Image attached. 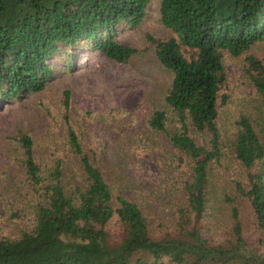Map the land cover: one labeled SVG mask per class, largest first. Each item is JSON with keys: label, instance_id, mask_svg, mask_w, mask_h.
<instances>
[{"label": "trees", "instance_id": "trees-1", "mask_svg": "<svg viewBox=\"0 0 264 264\" xmlns=\"http://www.w3.org/2000/svg\"><path fill=\"white\" fill-rule=\"evenodd\" d=\"M149 1L0 0V102L44 90L60 53H66L67 67L81 48L128 63L139 50L121 42L118 30L139 26ZM159 20L171 35L146 39L172 78L147 127L168 137L191 174L175 235L158 233L145 211L106 180L70 124L66 90L67 134L50 168L37 162L30 135L16 137L36 195L34 221L16 237H0V264H264V251L246 243L239 219L246 202L264 230V61L254 55L247 57V73L260 104L255 117H239L230 144L247 188L236 182L230 195L212 175L224 154L218 100L226 101L221 90L227 76L221 53L238 56L264 40V0H160ZM191 129L207 142L198 143ZM221 202L231 217L227 238L219 242L204 237L198 223ZM115 216L122 236L112 242L105 227Z\"/></svg>", "mask_w": 264, "mask_h": 264}, {"label": "rangeland", "instance_id": "rangeland-1", "mask_svg": "<svg viewBox=\"0 0 264 264\" xmlns=\"http://www.w3.org/2000/svg\"><path fill=\"white\" fill-rule=\"evenodd\" d=\"M159 2L149 1L139 26L118 30L121 42L139 50L128 63L81 48L75 50L67 67L66 53H60L52 61L55 76L44 90L0 102V237H16L31 229L34 221L36 195L24 172L16 137L30 135L37 162L44 170L50 168L67 134L63 119L66 90L70 94V124L83 148L95 155L106 180L145 211L158 233L175 235V217L184 200L183 188L190 180V169L164 133H152L147 127L152 112L164 105L172 78L157 61L154 45L146 39L147 34L156 38L171 35L159 20ZM249 55L264 61V40L238 56L221 53L227 76L221 90L226 101L218 100L224 154L214 165L212 175L230 195L236 182L247 188L245 172L230 149L236 121L243 114L255 117L260 104L247 73ZM190 133L198 143L208 140L192 129ZM230 217L229 205L221 202L198 226L204 237L222 242L229 233ZM239 217L246 243L263 252L264 230L258 228L246 202L240 206ZM105 229L112 242L120 240L122 227L116 216Z\"/></svg>", "mask_w": 264, "mask_h": 264}]
</instances>
